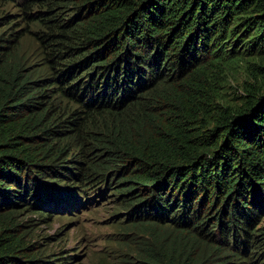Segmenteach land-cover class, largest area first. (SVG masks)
Masks as SVG:
<instances>
[{"label": "trees", "instance_id": "1", "mask_svg": "<svg viewBox=\"0 0 264 264\" xmlns=\"http://www.w3.org/2000/svg\"><path fill=\"white\" fill-rule=\"evenodd\" d=\"M0 1L24 25H0V264H71L36 217L96 195L140 236L125 264H259L264 94L224 79L264 74V0Z\"/></svg>", "mask_w": 264, "mask_h": 264}, {"label": "rangeland", "instance_id": "2", "mask_svg": "<svg viewBox=\"0 0 264 264\" xmlns=\"http://www.w3.org/2000/svg\"><path fill=\"white\" fill-rule=\"evenodd\" d=\"M13 5L0 1V19L4 25H12L17 19ZM7 16V17H6ZM15 28H24L16 24ZM3 29L6 26H2ZM36 30V26H25ZM21 41V51L32 58L38 51V43L30 33L25 34ZM251 85L260 88L264 94V74L259 70H246L237 67L229 70L224 79L226 100L231 104H241L248 95ZM110 193V192H109ZM112 197V196H110ZM109 197L96 195L94 201L87 207L78 210L77 215L64 217V214H54L50 220H40L37 216L33 228L35 250H39L45 260L56 261L61 258L74 257L71 264H125L132 259L133 241L139 235L124 223H118L123 216H117L122 209L113 202H107ZM113 199V198H111ZM48 212V211H46ZM57 215H60L58 217ZM42 218V217H41ZM259 226H264V218ZM260 251V250H259ZM259 264H264V251L258 256ZM61 261L57 262L60 263Z\"/></svg>", "mask_w": 264, "mask_h": 264}]
</instances>
